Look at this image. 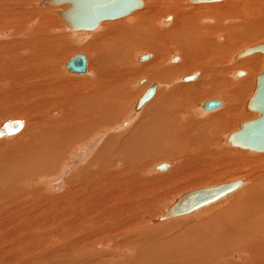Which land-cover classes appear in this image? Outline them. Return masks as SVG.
<instances>
[{
	"label": "bare ground",
	"instance_id": "bare-ground-1",
	"mask_svg": "<svg viewBox=\"0 0 264 264\" xmlns=\"http://www.w3.org/2000/svg\"><path fill=\"white\" fill-rule=\"evenodd\" d=\"M139 1L0 0V264H264V0Z\"/></svg>",
	"mask_w": 264,
	"mask_h": 264
},
{
	"label": "water",
	"instance_id": "water-1",
	"mask_svg": "<svg viewBox=\"0 0 264 264\" xmlns=\"http://www.w3.org/2000/svg\"><path fill=\"white\" fill-rule=\"evenodd\" d=\"M205 1V0H196ZM209 1V0H208ZM112 4L111 6L108 5ZM99 7L100 12L96 17L97 19L87 23L80 24L74 23L75 25H80L79 27H86L87 29H92L96 26V24L103 20L109 19H118L129 15L131 12L141 7V1L139 0H101ZM264 52V45L261 47ZM243 54V53H241ZM67 68L70 70L82 73L85 70V59L83 56H75L67 63ZM261 83L264 85V71L261 72L257 81L258 91L260 89ZM154 88L148 89L145 94L139 100L138 106L142 105L153 95ZM258 91L254 94L251 107L252 110L258 111L261 117L257 120L249 121L244 123L239 131L231 135V141L236 143L238 146L255 151H264V94L263 96H259L260 92ZM258 93V95H257ZM219 104L216 101H209L205 104V108L212 109L217 107ZM235 183H229L226 187H212L203 189L201 191H197L191 196H189V200L195 199V203L190 202L189 204L192 206L191 208L199 207L200 205H204L209 202H213L219 197L227 194L235 188ZM195 197V198H194ZM203 197L204 199H200ZM195 204V205H194ZM189 208V207H188Z\"/></svg>",
	"mask_w": 264,
	"mask_h": 264
},
{
	"label": "rangeland",
	"instance_id": "rangeland-1",
	"mask_svg": "<svg viewBox=\"0 0 264 264\" xmlns=\"http://www.w3.org/2000/svg\"><path fill=\"white\" fill-rule=\"evenodd\" d=\"M199 4H201V3H199ZM143 8V7H142ZM170 15V14H169ZM97 29V28H96ZM93 32V31H92ZM255 44H257V42L256 43H253V44H250V46L248 45V47H251V45L253 46V45H255ZM247 46L246 47H243V50L244 49H246V48H248ZM240 52L242 51V48L239 50ZM239 51H237V52H239ZM75 53H73V54H71L67 59H66V61H68V59H70L73 55H74ZM139 54H141V53H139ZM142 54L144 55V56H150V55H152L151 54V52H145V54H144V52H142ZM259 54L261 55V53L259 52ZM176 55V54H175ZM263 56V55H262ZM177 57L178 58H180V56L177 54ZM264 57V56H263ZM170 59V58H169ZM175 60V61H174ZM173 60V62L172 63H176V59H174ZM148 62V61H147ZM178 64V63H177ZM236 71H241V70H236ZM235 71V72H236ZM189 75H186V76H184V77H182V80L184 79V78H186V77H188ZM236 79H239L240 77H235ZM196 80V79H195ZM194 80V81H195ZM194 81H192V82H194ZM146 82V80L144 81V83ZM184 82V81H183ZM192 82H189V83H192ZM143 84V83H142ZM141 85V84H140ZM148 89V88H147ZM155 95V94H154ZM153 98V97H152ZM208 101H216V102H220L218 99H212V100H210V99H207ZM149 102V101H148ZM147 102V103H148ZM203 102H207V101H203ZM219 109V108H218ZM246 109V108H245ZM249 113V112H248ZM255 113V112H254ZM257 114V113H256ZM258 118H259V116H258ZM246 122H248V121H246ZM228 178H230V177H228ZM227 180H229V179H227ZM226 180V181H227ZM231 180V179H230ZM217 186V185H216ZM214 187V186H213ZM200 188V187H199ZM210 188V187H209ZM193 189H195V188H193ZM197 189V188H196ZM191 191V190H190ZM185 192H188V191H185ZM184 192V193H185ZM229 200V199H228ZM228 200H225V203H227V201ZM223 203L224 202H222V203H220V205L219 206H222L223 205ZM214 204V203H213ZM210 210V209H209ZM205 211H208V210H205ZM205 211H201L202 212V214L204 213H206ZM201 212H199L198 214H196L195 216H199V214H201ZM203 214V215H204Z\"/></svg>",
	"mask_w": 264,
	"mask_h": 264
}]
</instances>
